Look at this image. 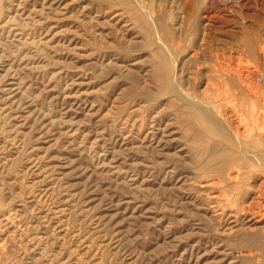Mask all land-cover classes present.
Masks as SVG:
<instances>
[{"label":"rangeland","instance_id":"rangeland-1","mask_svg":"<svg viewBox=\"0 0 264 264\" xmlns=\"http://www.w3.org/2000/svg\"><path fill=\"white\" fill-rule=\"evenodd\" d=\"M263 52L264 0H0V264H264Z\"/></svg>","mask_w":264,"mask_h":264},{"label":"bare ground","instance_id":"bare-ground-1","mask_svg":"<svg viewBox=\"0 0 264 264\" xmlns=\"http://www.w3.org/2000/svg\"><path fill=\"white\" fill-rule=\"evenodd\" d=\"M154 24V23H153ZM160 39V38H159ZM162 39H160V41H161ZM179 40V39H178ZM254 42L255 43H257L256 42V40H254ZM165 43V42H164ZM163 43V44H164ZM162 44V43H161ZM258 44H259V42H258ZM177 45V44H176ZM165 48V47H164ZM167 49V48H166ZM254 50V49H253ZM263 50V49H262ZM261 50V51H262ZM162 51V50H161ZM167 51V50H166ZM244 51V50H243ZM163 52V51H162ZM169 52V51H168ZM227 52V51H226ZM164 53V52H163ZM264 53V52H263ZM262 53V54H263ZM259 54V53H258ZM169 55H170V53H169ZM219 55V54H218ZM230 56V55H229ZM264 56V55H263ZM221 58V57H220ZM234 58V57H233ZM220 60H222V59H220ZM232 61V60H231ZM223 62V61H222ZM234 62V61H233ZM217 64V63H216ZM229 66V65H228ZM238 66V65H237ZM240 66V65H239ZM220 67V66H219ZM234 66H232V68L231 69H229L228 70V72H227V74H226V78H224V79H226L229 83L231 82L232 84H233V86H234V88L237 90V93H235V96H232V99H236V96L237 95H248V96H253V97H255V98H257V99H260V100H264V89L262 88V86L264 87V73H262V74H259V75H257L256 74V76H254L253 78H252V76H249V75H242V74H240L238 71H237V69L236 68H233ZM223 69H225L224 67H222V70ZM248 69V68H247ZM246 69V70H247ZM256 72V71H255ZM261 72V71H260ZM247 73V72H246ZM257 73V72H256ZM214 74H215V72H214ZM218 76H219V73H218ZM220 76H221V73H220ZM175 79L173 78V81H174ZM208 80V79H207ZM225 80V81H226ZM213 81V80H212ZM175 82V81H174ZM174 84V83H173ZM194 84V83H193ZM206 85V84H205ZM194 86V85H193ZM231 86V85H230ZM232 86V87H233ZM173 88L175 87V84L172 86ZM220 87H223V86H220ZM176 89V88H175ZM175 89L173 90L174 91V93H175ZM233 91H234V89H233ZM245 91V93H243ZM204 92V91H203ZM236 92V91H235ZM180 95V94H178L177 92L175 93V95ZM192 94V93H191ZM223 94V93H222ZM233 95V94H232ZM187 96H189L190 97V95H187ZM230 96V95H229ZM228 96V97H229ZM191 97H193V96H191ZM182 98V97H181ZM180 98V99H181ZM196 99V98H195ZM198 99V98H197ZM200 100V99H199ZM183 101V100H182ZM214 101V100H213ZM219 101V100H218ZM202 102V101H201ZM187 103H190V102H187ZM194 103V102H193ZM203 103H205L204 101H203ZM219 103V102H218ZM208 104V103H207ZM220 104V103H219ZM194 105V104H193ZM199 105V104H198ZM224 105V104H223ZM234 105V104H233ZM238 105V104H237ZM195 106H197V105H195ZM201 106V105H200ZM199 106V107H200ZM214 106V105H213ZM198 107V106H197ZM214 108H216V107H214ZM213 108V109H214ZM218 108H219V116L221 117V119L223 120V125L226 127V129L229 131V133L231 134H229L231 137L233 136L234 138L233 139H235V142H233V144H232V142H230L232 145H236L237 143L239 144V145H241V144H247V143H249V142H251L252 140H253V142H255V143H258V142H256L257 140L256 139H254L255 137V135L253 134V133H250L249 132V127H250V125H252L251 124V121H252V118L251 119H248V117L249 116H247V115H249V114H247V113H245V110L244 109H242V107L240 106V107H237V106H233V108H231V109H229V110H227V109H222L220 106H218ZM230 108V107H229ZM253 108V107H252ZM200 109V108H199ZM206 110V109H205ZM208 112V111H207ZM215 113V112H214ZM247 114V115H246ZM244 115L245 116H247L246 118L244 117ZM217 116V115H216ZM214 117V119H216V117L215 116H213ZM213 117H212V119H213ZM213 119V120H214ZM209 121V125L211 126L210 127V132H212V134H215L216 136H219V137H221V135H222V132H223V129H222V127H220L219 125H221V124H217L215 121ZM258 125V124H257ZM254 126V125H253ZM255 126H256V124H255ZM258 127V126H257ZM225 129V131H227ZM258 130V129H257ZM259 131V134H261L260 132V130H258ZM262 131L264 132V130L262 129ZM224 133V132H223ZM263 134V133H262ZM228 135V136H229ZM229 136V137H230ZM260 136V138L257 136L256 138H258V139H261V140H263V142H264V135H259ZM226 140H228V138H227V136H226ZM229 140H231L230 138H229ZM242 142H241V141ZM234 141V140H233ZM239 145H238V148H239ZM243 148V147H242ZM240 149V148H239ZM263 150V149H262ZM244 151H246V150H244ZM243 151V152H244ZM258 162V161H257ZM261 164V163H260ZM235 174H236V172H235ZM232 175V174H231ZM252 177V176H251ZM209 182V181H208ZM207 182V183H208ZM207 185H209V184H207ZM205 186V185H204ZM257 195H258V197H264V181H262V184L259 186V188H258V190H257ZM214 198V197H213ZM221 199V198H220ZM262 199V198H261ZM256 203V202H255ZM238 204V203H237ZM246 205V204H245ZM256 205V204H255ZM261 206H263V205H261ZM248 209V208H247ZM250 210V209H249ZM251 210H252V208H251ZM262 210V209H261ZM238 211V210H237ZM254 211V210H253ZM258 211V210H257ZM255 213V212H254ZM256 214H259V213H256ZM221 217V216H220ZM260 217V218H259ZM259 217H257V219H255L256 221V223L258 222V223H262V222H264V220H261L262 218H264V215H262V214H260L259 215Z\"/></svg>","mask_w":264,"mask_h":264}]
</instances>
